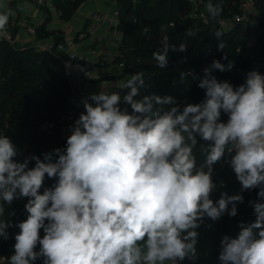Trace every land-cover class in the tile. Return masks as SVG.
Instances as JSON below:
<instances>
[{"label": "clouds", "instance_id": "9594fccd", "mask_svg": "<svg viewBox=\"0 0 264 264\" xmlns=\"http://www.w3.org/2000/svg\"><path fill=\"white\" fill-rule=\"evenodd\" d=\"M205 7L215 20L223 12V0H209ZM12 15L11 9L0 12V33ZM195 34L192 28L185 30L186 36ZM214 36L217 51H223V32ZM161 44L152 53L160 69L168 66L170 51L188 47L169 43L167 35ZM221 59L205 66L203 75L181 73L182 80L191 76L204 91L199 103L181 107L171 95H142L143 71L118 85L127 90L123 95L108 89L89 94L80 101L84 111L69 125L65 146L42 158L31 154L19 161L23 152L0 132V239L8 240L7 229L13 227L4 219L6 205L27 200V217L14 225L19 232L7 264L40 259L43 264L195 261L197 230L205 218L236 217L237 204L244 202L243 195L227 192L213 200L214 166L221 161L234 172L241 192L258 191L248 201L255 220L239 222L235 238L222 237L218 260L264 264V74L250 70L234 86L213 74L235 67L234 61L224 64ZM197 147L203 156L199 164ZM46 180L55 183L45 187Z\"/></svg>", "mask_w": 264, "mask_h": 264}, {"label": "trees", "instance_id": "16d2710c", "mask_svg": "<svg viewBox=\"0 0 264 264\" xmlns=\"http://www.w3.org/2000/svg\"><path fill=\"white\" fill-rule=\"evenodd\" d=\"M88 0H51L60 19L68 22L81 4ZM119 13V29L122 32L120 57L126 68L124 73H145L146 88L141 89L142 95H171L181 103H199L204 99V91L197 87V81L191 76L181 79V73L192 70L203 75L202 69L211 64L213 59H221L227 55V64L234 61L231 71L213 74L220 80H228L234 86L244 82L245 74L250 70H258L264 74V0H253L257 10L258 25L234 24L224 29L219 20H229L239 13L242 0H223V12L215 20L209 14L207 22L196 21L190 14V6L185 0H113ZM208 3L209 0H203ZM213 3L219 0H212ZM45 14V21L34 29L36 40L52 38L56 43H63L64 38L59 31H46L50 21V12L40 7ZM166 26V31L161 26ZM174 25V27L172 26ZM192 28L195 35L186 36L185 30ZM223 32L222 40L226 42L223 51H217L218 38L214 33ZM13 34L14 31H13ZM169 36V43L186 44V52H169V64L160 69L155 66L152 53L162 47L163 37ZM254 36L255 42L249 44ZM70 87L65 78L64 70L54 53L36 49L33 43L12 46L0 40V132L9 136L23 155L41 156L45 152L59 147L63 148L66 138L61 135L63 127H69L79 113L70 105ZM222 120L227 115L222 113ZM199 141V138H198ZM203 143V141H199ZM197 163L203 161L198 147L194 150ZM230 157L226 154L225 159ZM34 165V161L29 167ZM214 182L217 191L213 200L219 199L221 192L228 195L241 194L244 202L237 204L238 214L229 217L225 214L220 220L212 221L205 218L204 224L197 230L200 233L197 244V259L185 260V264H220L218 253L220 241L224 235L235 238L240 229L239 222L245 224L255 220L249 200L257 198V191L241 192V185L236 180L230 166L223 161L214 166ZM55 180H46L45 187H51ZM42 191V190H41ZM26 198L15 200L5 220L13 227L7 229L10 238L0 239V264H7V258L13 254L14 235L19 228L14 225L27 217L24 210ZM9 213V214H10ZM210 226V227H209ZM43 232L41 231V236ZM38 250V249H37ZM35 264H43L37 260Z\"/></svg>", "mask_w": 264, "mask_h": 264}, {"label": "built area", "instance_id": "2783aa9c", "mask_svg": "<svg viewBox=\"0 0 264 264\" xmlns=\"http://www.w3.org/2000/svg\"><path fill=\"white\" fill-rule=\"evenodd\" d=\"M137 0H131L133 4ZM190 6L189 16L196 20L207 22L209 19L208 12L205 5L207 4L203 0H185ZM37 7H44L49 10L50 15L55 19H60L61 14L56 11L51 3V0H35ZM257 10L253 0H242L239 6V13L235 14L229 20H219L218 23L224 29L231 28L234 24L250 25L251 27L258 25ZM14 21L8 22L5 30L0 33V40L9 45L15 46L14 34H13ZM105 26L108 30L109 39L107 44L113 48V52L109 49H94L89 53L78 54L71 50V48L65 43H56L54 41H43L36 45V49L48 51L54 53L58 61L61 63L65 78L70 87V105L72 108L80 112L84 111L83 105L80 103L82 98L87 97L90 94V90L93 86V81L98 78L100 71L105 68L109 63H114L116 69L122 71L126 68L124 61H118L120 57V44L122 40V32L119 29V13L116 8L111 12H97L92 15V25L88 30L90 35L95 37L96 43L100 44L102 39L97 36V30L99 27ZM82 36H86V33H82ZM255 42L254 36L249 39V44ZM123 66V67H122ZM113 91L121 92L124 94L125 90L115 88ZM122 107H124L122 105ZM69 127H63L61 129V135L63 138H67L70 134L66 130ZM185 264V261L182 262Z\"/></svg>", "mask_w": 264, "mask_h": 264}, {"label": "crops", "instance_id": "0c3cea01", "mask_svg": "<svg viewBox=\"0 0 264 264\" xmlns=\"http://www.w3.org/2000/svg\"><path fill=\"white\" fill-rule=\"evenodd\" d=\"M90 4L89 7H87ZM115 8L113 0H88L80 5L72 18L68 22L61 19H55L50 15V21L45 26L46 31H59L65 43L72 51L78 54H87L94 49H109L113 52L107 41L109 39L108 30L105 26L99 27L97 36L102 39L100 44L96 43L95 37L88 33L92 25V15L97 12L109 13ZM11 9L14 15L9 17V22L14 21L13 31L15 46H21L24 43L31 42L34 46L43 43V41H53V39L36 40L34 29L45 21L43 10L35 5V0H0V12ZM86 33V36H82ZM121 72L116 69L115 64L109 63L103 68L98 78L93 81L91 93H98L101 89L113 91L118 85L128 78H120ZM127 91V90H125ZM139 98V97H138ZM125 107V105H123ZM10 206L6 205L4 219L9 216Z\"/></svg>", "mask_w": 264, "mask_h": 264}, {"label": "rangeland", "instance_id": "374dc122", "mask_svg": "<svg viewBox=\"0 0 264 264\" xmlns=\"http://www.w3.org/2000/svg\"><path fill=\"white\" fill-rule=\"evenodd\" d=\"M88 6L87 7H89V5L90 4H87ZM252 45V44H251ZM114 64V63H113ZM119 71V70H118ZM119 72H121V77L120 78H129V75L131 74V73H127V74H125L124 73V70H122V71H119ZM129 111H131V109H130V107H129ZM67 132H69L68 130H66Z\"/></svg>", "mask_w": 264, "mask_h": 264}]
</instances>
